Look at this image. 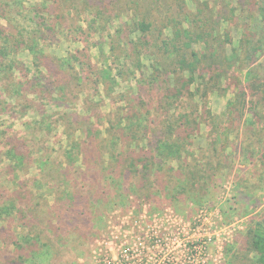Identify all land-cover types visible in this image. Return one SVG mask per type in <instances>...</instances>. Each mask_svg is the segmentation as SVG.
<instances>
[{"label":"rangeland","instance_id":"374dc122","mask_svg":"<svg viewBox=\"0 0 264 264\" xmlns=\"http://www.w3.org/2000/svg\"><path fill=\"white\" fill-rule=\"evenodd\" d=\"M254 2L253 17L246 19L249 12L245 9V15L239 16L242 17L239 20L240 25L253 27L251 30L259 39L264 35V0H245V7ZM77 18L66 14L62 22L64 33L58 34L57 29L55 37L49 32L45 46L40 47L59 57L81 49L83 44L76 42L68 29ZM80 19L87 18L82 15ZM232 35L237 40V32L233 30ZM103 46L105 53L98 48L92 52L93 63L97 67L101 64V69L112 67L108 45ZM16 59L22 64L17 66L15 74L7 78L0 73V204L16 207L13 215L0 220L1 238L6 239L1 248L4 254L14 251L9 245L18 234H32L30 244L27 242L25 250L19 251L27 258L25 264H94L93 255L98 251L95 247L103 245L104 239L111 240L112 254L117 255L122 242L112 239L111 234L130 233L132 225L127 221L142 218L143 230L155 219L163 231L178 234L177 222L167 224L164 218L172 221L179 215L187 221V226L178 238L179 246L174 248L178 263L230 264V250L240 247L247 228L264 213V94H258L253 100L257 103L249 102L243 116L235 115L241 108L236 102L234 105L235 86L226 85L223 91L210 94L208 112L201 117L192 147L195 159L210 163L196 188L203 187L202 196L187 193V200L173 202L170 198L173 191H162L163 194L148 204V200L138 198L139 191L136 193L143 186L142 177H133L132 185L126 184L131 180L117 181L119 176H111L100 167L97 154H90L86 165V160L81 161L70 153L74 147L85 148L84 129L88 127L105 132L109 121L117 126L120 117L133 114L141 118V124L152 127L154 101L147 93L153 94L154 89L139 99L134 94L135 82L129 72L127 80L111 76L102 78L98 85L102 70H96V76L89 69H85L86 80L80 84L69 80L67 74L62 80L46 82L35 66L29 67L27 53L21 52ZM263 61L264 54L260 64ZM112 68L116 73V66ZM258 70L264 74L261 67ZM247 71H234L233 83L246 85L253 78ZM27 80L33 81V86L25 85ZM151 137L154 136L151 134ZM8 149L25 154L24 168L9 164ZM68 155L70 168L65 175L54 173L56 181L45 176L38 164L40 159H49L58 166ZM81 165L83 172L77 168ZM169 174L170 177L168 174L159 177L176 183L172 189H180L177 187L180 181H185L186 187L190 185L178 170ZM158 218L163 220L158 222ZM37 233L42 234L41 239ZM197 242L202 252L196 254ZM253 257V254L244 259L239 257L235 264H254Z\"/></svg>","mask_w":264,"mask_h":264},{"label":"trees","instance_id":"16d2710c","mask_svg":"<svg viewBox=\"0 0 264 264\" xmlns=\"http://www.w3.org/2000/svg\"><path fill=\"white\" fill-rule=\"evenodd\" d=\"M254 4L245 7V0H0V73L7 78L15 74L17 66L22 64L18 63L17 55L23 52L29 56V67L35 66L46 82L62 80L67 74L69 80L80 84L86 80L85 69H89L96 76V70H102L98 85L102 78L111 76L127 80L130 73L135 82L134 94L139 99L154 89L153 94L147 93L154 101L151 105L153 130L148 124H141L137 115L120 117L117 126L109 121L105 132L97 127L85 128V148L74 147L70 154L80 157L81 161L97 154L101 168L111 176H119L117 181L131 180L126 183L129 185L135 177H142L143 186L136 193L139 191L138 198L148 200V204L163 194L162 191H173L170 195L173 202L187 200V193L201 195L203 187L196 188L210 164L195 159L192 149L201 117L208 112L210 94L235 86L234 105L236 102L241 106L235 111L236 116H243L249 102L257 103L253 100L258 94H264V74L258 70L260 67L264 70V61L260 64L264 35L257 39L253 27L240 25L239 20L242 18L239 16L245 15V9L249 12L246 19L253 17ZM66 14L78 17L68 29L83 47L74 53L54 56L40 45L45 46L49 32L55 37L57 29L58 34L64 33L62 22ZM82 15L87 19L81 20ZM233 30L237 32V40ZM104 44L108 45L109 59L111 66H116V73L112 67L101 69V64L97 67L93 63V49L105 53ZM247 69L253 78L246 85L233 83L234 71ZM33 84L28 80L25 83ZM6 155L12 166L25 167L22 151L8 149ZM41 160L38 161L40 169L54 181V173L65 175L71 165L70 155L65 157L66 163L58 166L49 159ZM84 164L87 165V160ZM77 168L84 170L82 165ZM176 170L190 185L186 187L185 181H180L177 187L181 188L172 189L176 183L159 177L161 174L170 177V171ZM15 209L13 204L8 208L0 204V220L13 215ZM2 228L0 222V264H25L27 258L19 251L25 250L33 235L18 234L9 245L14 251L4 254L1 248L6 239L1 238ZM29 231H33L31 226ZM41 235L37 233V238L41 239ZM244 236L240 247L230 250V264L250 254L255 258L254 264H264V213L247 228ZM30 249L37 252L32 246Z\"/></svg>","mask_w":264,"mask_h":264},{"label":"built area","instance_id":"2783aa9c","mask_svg":"<svg viewBox=\"0 0 264 264\" xmlns=\"http://www.w3.org/2000/svg\"><path fill=\"white\" fill-rule=\"evenodd\" d=\"M179 216V215H178ZM175 216L166 219L167 224H175L176 232L163 231L157 226V221L153 219L150 227L142 230V218L135 219L134 221H127L130 227V233L118 232L114 236V240L122 242L121 247L118 249L117 255L112 254V242L103 241V245L95 247L98 251H95L94 264H181L176 261L178 254L174 252L175 246H179L178 238L180 234L187 226V221L182 218ZM125 220H128L124 218ZM163 219L158 218V222ZM171 222V223H170ZM137 229L136 231H134ZM178 244V245H177ZM195 253H201L199 243L194 245Z\"/></svg>","mask_w":264,"mask_h":264}]
</instances>
